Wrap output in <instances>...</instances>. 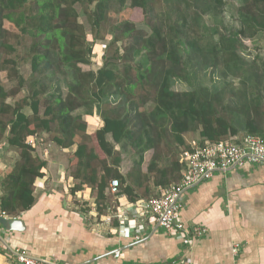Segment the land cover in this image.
<instances>
[{
	"label": "trees",
	"instance_id": "16d2710c",
	"mask_svg": "<svg viewBox=\"0 0 264 264\" xmlns=\"http://www.w3.org/2000/svg\"><path fill=\"white\" fill-rule=\"evenodd\" d=\"M155 1L0 0V48L15 50L6 42L5 21L31 39L23 56L30 63L29 82L16 63L11 66L0 58V142L4 138L10 146L21 144V159L0 175L1 207L9 215L31 207L34 181L46 166L45 160L32 154L33 147L26 138L39 132L52 133L53 127L55 144L62 149L75 145L76 168L71 176L78 182L72 191L89 187L95 193L98 213L109 204L106 189L112 178L119 180L120 194L128 201L144 198L136 188L150 178L155 188L179 178L180 152L171 159L170 173L157 165L158 149L164 140L180 146L181 151L188 148L190 141L185 136L190 133H196L200 142L241 133L264 135V75L256 71L248 74L237 89L228 81L237 75L241 61L236 49L238 36L253 38L257 32H264V0H241L239 28L222 35L219 43H201L200 38L187 37L189 26L200 20L197 12L192 17L185 12L191 7L189 0H163L165 14L175 15L171 23L158 18ZM211 1L212 5L203 2L200 13L223 11V0ZM135 8L141 11L142 24L148 30L129 18ZM111 13L123 17L112 23ZM148 18L152 24L145 20ZM79 19L93 41L109 38L108 48L115 47L112 53H103L102 65L96 70L85 71L79 66L90 63L93 43L77 29ZM225 51L228 56L220 71L225 83L208 86L200 82L198 71L217 66ZM177 80L189 88L176 90ZM12 82L15 85L10 88L4 85ZM61 83L66 86V94ZM26 86L27 96L13 103L7 101ZM43 95L45 106L40 113ZM24 107H29L30 115ZM94 113L102 120L94 136L105 155L103 159L77 138L86 131L83 116ZM114 134L118 135L119 150L109 139ZM128 147L133 148L136 158L131 182L133 172L119 169L121 154ZM145 152H150L151 159L144 170ZM144 190L149 193L150 187L144 186Z\"/></svg>",
	"mask_w": 264,
	"mask_h": 264
},
{
	"label": "crops",
	"instance_id": "0c3cea01",
	"mask_svg": "<svg viewBox=\"0 0 264 264\" xmlns=\"http://www.w3.org/2000/svg\"><path fill=\"white\" fill-rule=\"evenodd\" d=\"M57 150L66 156L65 149ZM46 168L56 169L58 178L49 179ZM42 172L33 184L31 207L0 220L3 264H16L15 248L59 264H264V165L215 172L183 191L180 219L208 229L189 245L150 220L142 223L139 239L120 231L116 221L106 224L103 214L125 210L123 194L113 197L102 213L95 202L79 209L77 198L86 197L90 188L72 192V177L58 159H48Z\"/></svg>",
	"mask_w": 264,
	"mask_h": 264
},
{
	"label": "rangeland",
	"instance_id": "374dc122",
	"mask_svg": "<svg viewBox=\"0 0 264 264\" xmlns=\"http://www.w3.org/2000/svg\"><path fill=\"white\" fill-rule=\"evenodd\" d=\"M224 1V8L221 13H216L212 9L207 10L204 13H200L202 5L205 3L213 4L211 0H189L191 7L189 10H186L185 12L188 14V17H192L195 12H197L200 15L199 22L192 23L191 26H189L187 30V37H197L200 38V42L203 43V41L208 40L210 43H219L220 38L222 35L227 36L229 35L230 31H235L240 26V20L238 17V9L241 5V0H223ZM204 2V4H203ZM165 1L163 0H156L154 3V7L158 13V18H162V20L171 23L174 20L175 15L170 14V16L166 15V5ZM95 4V1L91 2L90 7H93ZM183 6V5H182ZM212 8V7H211ZM200 10V11H199ZM111 22L116 23L121 17H123L120 14H112L111 13ZM129 18L135 22H138V24H142L143 22V16L141 14V11L139 9H133L129 12ZM121 16V17H120ZM167 16V17H166ZM148 21L149 24H152V19L148 18L145 19ZM158 20V19H157ZM190 21V20H189ZM192 22V21H191ZM81 19L78 20L77 29L79 32H82L85 34L86 40L88 42L93 41V37L89 34L88 30L85 31L83 26L81 25ZM141 26L144 27L145 30H148V26L145 24H142ZM4 28L6 29V42L13 45L15 47L14 51H9L5 48H0V58L5 59L9 65L12 66V64L16 63V67L18 68V71L26 78L29 82L30 81V75H31V68L30 63L28 59L24 58L23 56L28 53V47L30 45L31 39L28 36L21 35L18 29L10 22L5 21L4 22ZM108 39L105 38L103 40H97L93 41L92 43V54L89 64H79L82 70H96L102 65V55L103 53H112L113 49L115 47L108 48ZM238 42L236 43V49L237 53L241 57V61L239 63V69L237 72V75L230 76L228 79L229 82H231L232 87H235L236 89L240 87V81L242 78L247 76L248 74L252 72H258L259 74L264 75V32L259 31L256 33V35L253 38H247L243 36H238ZM121 42L117 44V47H120ZM223 55L222 58H218V65L217 66H210L206 69H201L198 72V79L200 82L206 85H222L225 83L224 78L220 75V71L224 69V58L228 56V51L223 52V54H220V56ZM6 71L2 72L1 75L4 78ZM224 82V83H223ZM7 88H10L11 86L15 85L14 82L4 84ZM62 85V91L64 94H66V86L64 83H61ZM28 87L26 86L23 89H21L19 92H17L15 95L10 96L7 101L10 103L20 101L23 97L27 96L29 91ZM174 88L178 91L186 90L188 89V84L183 81H176L174 83ZM138 93L146 95L145 91L138 90ZM229 94H227L228 96ZM44 95L42 97V103L40 106V113L43 111L45 102H44ZM264 105V104H263ZM264 110V106L262 108ZM81 111V110H80ZM24 112L28 115L31 114V111L29 107H24ZM84 121L86 122V131L83 133H80L77 138L78 141H83L87 145V150L93 149L96 154L99 156V158L103 159L105 155L102 153L100 148L98 147V144L96 142L94 132L96 129L101 127L102 120L97 113H94L92 115H84L83 116ZM56 134V131H54V127L52 129V133L47 132H39L37 135H34L32 137H27V141H33V145L31 144V147H33L32 154L36 155L40 159L45 160L48 163V159H58L59 162H62L63 169L65 175H72L76 168V159L73 156V151L75 149V145L72 147L66 148L65 150L61 147H58L57 144L52 140V135ZM6 135V133H5ZM4 135V137H5ZM187 141H193L197 139L196 133H190L185 136ZM110 141L114 143L117 150H119V145L116 143L118 139V135L114 134L111 137H109ZM28 143V142H27ZM160 148L158 149L160 156L157 158V165L158 167H164L167 170V173H170V163L171 159H174L176 156H178V153L180 152L181 147L172 143L167 142L166 140L163 141V143L160 144ZM57 148H61L66 152V156H59L58 154H55ZM121 163H120V171L122 173H127L128 171L133 172L132 178L129 179V182L133 179V175L136 173L135 170V160L133 154V148L128 147L127 152H124L121 154ZM145 157V163H144V170L147 167L149 160L151 159L150 152L144 153ZM21 159V144H16L14 146H10L5 142V139L3 138L0 142V175L8 169V167H12L16 161ZM47 159V160H46ZM110 159L108 158V161ZM45 174L49 179L51 177L57 175L56 169H48L46 168ZM154 174L150 175V177H153ZM72 177V176H71ZM143 178V177H142ZM78 181L72 177V182L70 183V190L72 191V188L74 187V184ZM144 186L150 187V192L147 193L144 190ZM157 189L152 185V178H150L148 181L143 182V186L140 188H136V191L142 195L144 198H148L150 196L157 194ZM73 192V191H72ZM79 192V191H78ZM107 200L111 204L113 200V196L107 195ZM77 207L80 209H84L85 207L89 206L91 207V203L95 202V193L90 190H88L86 197L80 196V198H77L76 200Z\"/></svg>",
	"mask_w": 264,
	"mask_h": 264
},
{
	"label": "built area",
	"instance_id": "2783aa9c",
	"mask_svg": "<svg viewBox=\"0 0 264 264\" xmlns=\"http://www.w3.org/2000/svg\"><path fill=\"white\" fill-rule=\"evenodd\" d=\"M27 142L34 146L33 141ZM178 162L181 167L176 181L159 187L156 195L128 201L124 204V211L116 208L103 214V221L106 224L116 221L120 231L131 233L135 239H139L145 229L142 223L145 219L150 220L184 245H189L193 239L205 235L208 229L200 224L186 225L180 219L183 191L203 179L213 177L215 172L228 171L247 163L264 165V137L243 133L216 141L200 142L196 139L189 142L188 148L180 151ZM119 187V180L112 178L106 189L107 195L119 197ZM10 218L11 215L1 207L0 202V220ZM233 251H236L235 248ZM115 256H118V251ZM13 257L16 264H59L52 259L33 256L24 248H15Z\"/></svg>",
	"mask_w": 264,
	"mask_h": 264
},
{
	"label": "water",
	"instance_id": "95a60500",
	"mask_svg": "<svg viewBox=\"0 0 264 264\" xmlns=\"http://www.w3.org/2000/svg\"><path fill=\"white\" fill-rule=\"evenodd\" d=\"M12 222H14V224H22L20 220H16V219L12 220Z\"/></svg>",
	"mask_w": 264,
	"mask_h": 264
},
{
	"label": "bare ground",
	"instance_id": "6f19581e",
	"mask_svg": "<svg viewBox=\"0 0 264 264\" xmlns=\"http://www.w3.org/2000/svg\"><path fill=\"white\" fill-rule=\"evenodd\" d=\"M2 262H3V261L0 260V264H3Z\"/></svg>",
	"mask_w": 264,
	"mask_h": 264
}]
</instances>
